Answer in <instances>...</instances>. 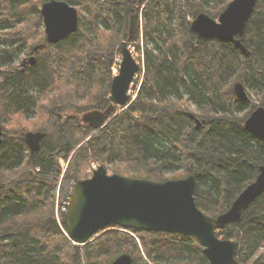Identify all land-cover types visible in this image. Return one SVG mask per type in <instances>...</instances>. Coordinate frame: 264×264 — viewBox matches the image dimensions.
Listing matches in <instances>:
<instances>
[{"label":"trees","instance_id":"16d2710c","mask_svg":"<svg viewBox=\"0 0 264 264\" xmlns=\"http://www.w3.org/2000/svg\"><path fill=\"white\" fill-rule=\"evenodd\" d=\"M45 1L0 0V264H110L122 254L132 264H209L197 239L181 234L111 225L75 245L55 210L93 163L155 182L193 175L200 211L215 218L230 208L264 166V141L243 128L264 108V0L237 37L246 53L190 28L231 0H63L78 26L55 44L45 39ZM129 42L142 46L135 97L94 129L81 116L113 104L111 67ZM23 55L34 64L17 63ZM238 82L249 101L234 94ZM30 132L44 134L32 154ZM216 235L236 244L237 264H264V193Z\"/></svg>","mask_w":264,"mask_h":264},{"label":"water","instance_id":"95a60500","mask_svg":"<svg viewBox=\"0 0 264 264\" xmlns=\"http://www.w3.org/2000/svg\"><path fill=\"white\" fill-rule=\"evenodd\" d=\"M256 4V0H232L219 14L217 20L207 14L197 15L190 23L191 31L199 38L216 39L233 44L246 53L237 37L243 35ZM46 42L55 44L75 33L78 13L74 6L63 0H47L40 8ZM139 15L130 17L129 33L135 30ZM119 74L112 79L110 96L112 105L107 109L92 110L81 116V121L94 129L105 126L106 116L113 108L123 107L128 101V90L139 66L130 51L122 48ZM29 63L34 64V57ZM234 94L249 101L241 83L233 85ZM196 127L200 122L192 113ZM243 128L264 141V108L256 107L245 119ZM0 123V143L2 140ZM44 134L30 132L25 142L30 153L40 150ZM195 178L151 181L107 174L104 166H98L90 177L75 183L66 209L63 224L67 238L75 245L86 244L101 229L115 225L122 229L181 234L197 239L204 249L209 264H237L236 244L219 238L218 230L238 222L242 213L264 193V166L223 214L213 218L200 211L194 201ZM110 264H132L128 254L118 256Z\"/></svg>","mask_w":264,"mask_h":264},{"label":"rangeland","instance_id":"374dc122","mask_svg":"<svg viewBox=\"0 0 264 264\" xmlns=\"http://www.w3.org/2000/svg\"><path fill=\"white\" fill-rule=\"evenodd\" d=\"M216 19H217V18H216ZM127 48H129V50L132 52V56H134V58H135L138 62H139V59H141L140 62H139V63L141 64V63H142V56H141L142 46H141V44L138 45L136 42H129V43L127 44ZM139 48H140V49H139ZM26 57H29V56H27V55H23V56H21L20 60H19L17 63L21 62L22 59H23V58H26ZM138 77H139V75H138ZM138 77L136 78V82L138 81ZM136 82H135V83H136ZM136 90H137L136 87H132V89H131V92H132V93H131V96H135ZM255 104H258V101H255ZM190 109L193 110L194 107L191 106ZM60 165H61L62 168H65V167H66V162H64V161H60ZM93 167H97V165L93 163V164L90 166V168H89L88 171H87V172H88V175H89V171L92 170ZM104 167H105V169H106L107 174H109V175L113 174V173L111 172V170H110L107 166H104Z\"/></svg>","mask_w":264,"mask_h":264},{"label":"built area","instance_id":"2783aa9c","mask_svg":"<svg viewBox=\"0 0 264 264\" xmlns=\"http://www.w3.org/2000/svg\"><path fill=\"white\" fill-rule=\"evenodd\" d=\"M119 63H120V60L118 58H116L114 60L112 67H111L112 75L117 74L118 69H119ZM136 78H137V76H136ZM67 205H68V201H64V202H62L56 206L55 217H56V220L58 222H60V215L64 214V212L66 211Z\"/></svg>","mask_w":264,"mask_h":264},{"label":"flooded vegetation","instance_id":"af4514ba","mask_svg":"<svg viewBox=\"0 0 264 264\" xmlns=\"http://www.w3.org/2000/svg\"><path fill=\"white\" fill-rule=\"evenodd\" d=\"M30 57H33V56H29V57H26V58H23L22 59V64H24V65H31L30 63H29V59H30Z\"/></svg>","mask_w":264,"mask_h":264},{"label":"bare ground","instance_id":"6f19581e","mask_svg":"<svg viewBox=\"0 0 264 264\" xmlns=\"http://www.w3.org/2000/svg\"><path fill=\"white\" fill-rule=\"evenodd\" d=\"M140 27V26H139Z\"/></svg>","mask_w":264,"mask_h":264}]
</instances>
